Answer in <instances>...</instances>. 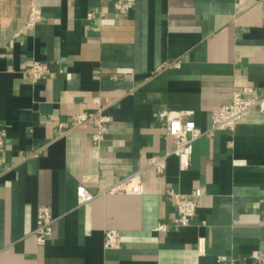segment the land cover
<instances>
[{"label": "crops", "instance_id": "obj_1", "mask_svg": "<svg viewBox=\"0 0 264 264\" xmlns=\"http://www.w3.org/2000/svg\"><path fill=\"white\" fill-rule=\"evenodd\" d=\"M35 61L49 71L33 81ZM248 85L263 93L264 0H0V264H263V110L196 139L185 170L174 154L149 165L174 144L163 109L206 129ZM100 111L97 142L76 117ZM134 176L142 192L116 189ZM197 187L176 224L168 190ZM41 206L56 219L43 244Z\"/></svg>", "mask_w": 264, "mask_h": 264}, {"label": "built area", "instance_id": "obj_2", "mask_svg": "<svg viewBox=\"0 0 264 264\" xmlns=\"http://www.w3.org/2000/svg\"><path fill=\"white\" fill-rule=\"evenodd\" d=\"M120 6V2L118 3ZM42 19L41 11L33 7L27 22V26L32 28ZM174 65L179 63V60L170 62ZM49 71L46 63L35 61L28 69V77L36 81ZM254 108H259L264 111V85L263 93L258 94V89L253 85L244 87L242 91L233 93L232 101L224 104L211 112V121L209 127L203 129L199 127L191 118L192 111H174L163 109L161 116L165 119V127L167 134L173 138V147L165 154L153 155L149 159V165L153 166L158 173H163L166 169V162L169 155L174 154L178 157L179 167L185 170L189 167L191 161V146L193 142L201 136L213 135L220 130H234L238 121L249 111ZM111 118L101 111L98 113H82L76 117L78 125L96 126L97 133L94 139L100 142L103 136L107 133ZM138 177V175H136ZM128 179L126 183L119 184L116 189L126 190L127 192H142L141 185L130 187L129 184L135 177ZM125 187V189H124ZM168 192L174 197L177 206L178 216L175 218V223L178 225H188L190 220L196 214L200 204L202 190L197 187L190 193H183L169 189ZM55 217L51 214L48 206H41L37 213L36 227L33 231L40 244L47 241L53 232V224ZM159 231L169 229L168 224L161 223L156 227ZM106 247H118L120 245V234L115 229H110L106 232ZM263 264H264V257Z\"/></svg>", "mask_w": 264, "mask_h": 264}]
</instances>
